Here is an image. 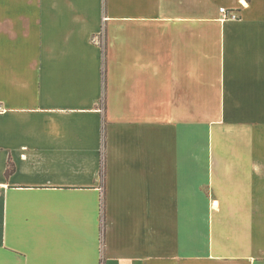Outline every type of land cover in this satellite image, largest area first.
Listing matches in <instances>:
<instances>
[{
    "label": "crops",
    "instance_id": "crops-1",
    "mask_svg": "<svg viewBox=\"0 0 264 264\" xmlns=\"http://www.w3.org/2000/svg\"><path fill=\"white\" fill-rule=\"evenodd\" d=\"M0 104V264H264V0H0Z\"/></svg>",
    "mask_w": 264,
    "mask_h": 264
},
{
    "label": "built area",
    "instance_id": "built-area-1",
    "mask_svg": "<svg viewBox=\"0 0 264 264\" xmlns=\"http://www.w3.org/2000/svg\"><path fill=\"white\" fill-rule=\"evenodd\" d=\"M221 13L223 14L224 19H236L238 17V15L236 14V12H230V10L224 9L222 8ZM5 112V108L2 104H0V114Z\"/></svg>",
    "mask_w": 264,
    "mask_h": 264
},
{
    "label": "trees",
    "instance_id": "trees-1",
    "mask_svg": "<svg viewBox=\"0 0 264 264\" xmlns=\"http://www.w3.org/2000/svg\"><path fill=\"white\" fill-rule=\"evenodd\" d=\"M102 48H103V53H104V56H105L106 55V46H105V44H103ZM105 79H106V73L104 72V80Z\"/></svg>",
    "mask_w": 264,
    "mask_h": 264
}]
</instances>
